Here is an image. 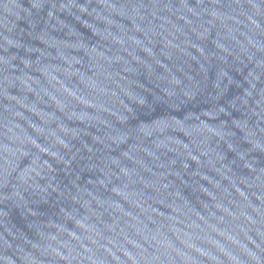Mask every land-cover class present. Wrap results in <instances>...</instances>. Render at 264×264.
Listing matches in <instances>:
<instances>
[{
    "label": "water",
    "instance_id": "95a60500",
    "mask_svg": "<svg viewBox=\"0 0 264 264\" xmlns=\"http://www.w3.org/2000/svg\"><path fill=\"white\" fill-rule=\"evenodd\" d=\"M264 127V0H0V196Z\"/></svg>",
    "mask_w": 264,
    "mask_h": 264
}]
</instances>
